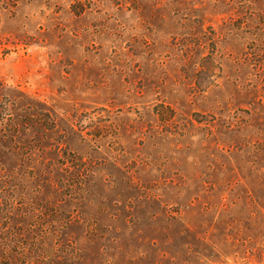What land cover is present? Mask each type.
Returning <instances> with one entry per match:
<instances>
[{
    "label": "rangeland",
    "instance_id": "obj_1",
    "mask_svg": "<svg viewBox=\"0 0 264 264\" xmlns=\"http://www.w3.org/2000/svg\"><path fill=\"white\" fill-rule=\"evenodd\" d=\"M0 264H264V0H0Z\"/></svg>",
    "mask_w": 264,
    "mask_h": 264
},
{
    "label": "trees",
    "instance_id": "obj_2",
    "mask_svg": "<svg viewBox=\"0 0 264 264\" xmlns=\"http://www.w3.org/2000/svg\"><path fill=\"white\" fill-rule=\"evenodd\" d=\"M15 242V241H14Z\"/></svg>",
    "mask_w": 264,
    "mask_h": 264
}]
</instances>
